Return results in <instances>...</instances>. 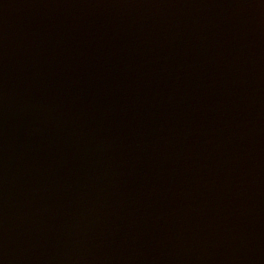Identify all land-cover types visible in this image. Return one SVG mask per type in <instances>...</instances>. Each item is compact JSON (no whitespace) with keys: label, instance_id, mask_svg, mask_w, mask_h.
Wrapping results in <instances>:
<instances>
[{"label":"water","instance_id":"water-1","mask_svg":"<svg viewBox=\"0 0 264 264\" xmlns=\"http://www.w3.org/2000/svg\"><path fill=\"white\" fill-rule=\"evenodd\" d=\"M0 264H264V0H0Z\"/></svg>","mask_w":264,"mask_h":264}]
</instances>
